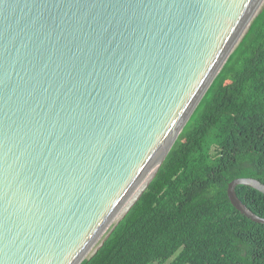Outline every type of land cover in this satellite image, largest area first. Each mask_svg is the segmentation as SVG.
<instances>
[{
  "label": "water",
  "instance_id": "1",
  "mask_svg": "<svg viewBox=\"0 0 264 264\" xmlns=\"http://www.w3.org/2000/svg\"><path fill=\"white\" fill-rule=\"evenodd\" d=\"M264 0H0V264H82L155 179ZM229 183L233 206L264 224Z\"/></svg>",
  "mask_w": 264,
  "mask_h": 264
},
{
  "label": "trees",
  "instance_id": "2",
  "mask_svg": "<svg viewBox=\"0 0 264 264\" xmlns=\"http://www.w3.org/2000/svg\"><path fill=\"white\" fill-rule=\"evenodd\" d=\"M238 177L264 183V7L111 235L82 264H264V224L230 201ZM264 217V194L238 185Z\"/></svg>",
  "mask_w": 264,
  "mask_h": 264
},
{
  "label": "rangeland",
  "instance_id": "3",
  "mask_svg": "<svg viewBox=\"0 0 264 264\" xmlns=\"http://www.w3.org/2000/svg\"><path fill=\"white\" fill-rule=\"evenodd\" d=\"M173 259H174V257L171 258V259H170L168 262H166L165 264H169ZM153 264H158V263L156 262V263H153Z\"/></svg>",
  "mask_w": 264,
  "mask_h": 264
}]
</instances>
